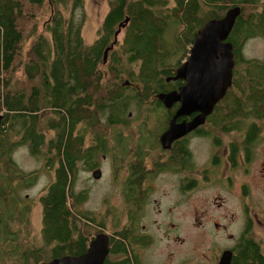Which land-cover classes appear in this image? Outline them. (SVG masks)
Wrapping results in <instances>:
<instances>
[{
  "label": "trees",
  "instance_id": "16d2710c",
  "mask_svg": "<svg viewBox=\"0 0 264 264\" xmlns=\"http://www.w3.org/2000/svg\"><path fill=\"white\" fill-rule=\"evenodd\" d=\"M83 5L84 0H0V219L16 213L23 221L31 210L8 200V185L18 175L11 171L13 155L7 147L13 142L9 145L3 133L7 123L31 154H42L44 148L45 164L53 167V178L38 197L39 244L28 231V241L13 248L19 231H0V240L11 246L8 256L14 264H40L86 250L92 233H86L87 226L95 219L92 211L75 208L85 201L86 192L72 195L68 185L84 170L79 163L106 147L100 118L107 125L120 123L131 102L138 106L156 98L165 77L188 56L198 29L232 6L240 7L227 37L234 54L233 75L210 119L231 130L243 125L245 115L264 113V56L248 60L242 51L248 39L264 38V0H107L97 37L90 43L82 36ZM125 18L121 38L117 35L113 42ZM239 61L250 64L246 75L238 72ZM257 130L253 124L252 134ZM16 172L20 187L37 178L33 170L16 167ZM128 215L137 227L127 228L131 233L108 234L104 264H142L128 252L129 243L143 242L132 237L134 232L139 237L140 218L136 209L129 208ZM93 225L95 234L102 230ZM230 264H264L261 240L251 229L242 234Z\"/></svg>",
  "mask_w": 264,
  "mask_h": 264
},
{
  "label": "flooded vegetation",
  "instance_id": "af4514ba",
  "mask_svg": "<svg viewBox=\"0 0 264 264\" xmlns=\"http://www.w3.org/2000/svg\"><path fill=\"white\" fill-rule=\"evenodd\" d=\"M186 58L187 56L179 64ZM179 64L172 70V73L165 77L166 84L163 83L162 86H159L158 91L155 93L156 98H151L149 101H140L141 104L137 106V110L139 112L141 108V115H136L137 120L135 116V119L129 120L134 129L136 128L135 123H137V129L134 130L135 135L133 138L127 139L115 133V135H112L113 144L110 145L112 149H106L109 142L107 137L108 140L106 141L104 150L108 154L103 152L104 150L100 151L102 157L100 161L97 160L99 152L91 155L84 161V167L88 173L92 174L91 179H89L90 183H95L101 180L103 166L107 164L110 167L113 164L115 193L118 192L119 196L121 195L120 197L126 202L128 210L129 208H131V211L136 209L140 220L146 221V223L140 221L139 227L141 229L139 237L136 232H134V235L131 234L136 241H143L140 242L141 245L137 244L134 246L133 243H129L128 245V252L131 256L134 254L138 256L139 259L137 260L139 263L143 259L141 250L151 245L157 238L155 230H158V228L149 218V206L152 200L161 206L158 210L159 213L164 211L162 202H172L167 207L172 212L173 208L176 210L177 207L183 206L185 199L193 194H195L196 198L204 195L206 199H210L212 203H215L219 207L228 198L224 194H221V192H216L215 186L223 189L226 195L235 191L237 195L241 196V201L243 202L242 216L238 215L236 218V221L240 223L239 234L232 245L224 246L219 251L215 258L216 262L213 263L217 264L219 256L224 249H230L233 254L236 252L243 233L250 229L255 233L254 221L256 222V218L254 216L253 219L249 215L247 205V200L252 195L251 188L253 186L247 175L250 172V164L255 158L257 149L264 140V113L245 115L243 117L245 120L242 122L243 125L241 124L240 128L233 127L231 130H226L220 125H215L210 119L216 112L215 104L220 98L207 113H203L204 115L200 117V122L193 127L191 126L192 128L187 131H183L184 124L199 118L198 116L202 111L185 107L183 101L178 99L174 101H165L163 99L164 96L174 90L179 92L180 87L185 83L183 78L176 77V68ZM171 81V86H167L169 85L168 82ZM253 124L259 128L254 134L251 132ZM147 126V131L142 130ZM169 128L170 130H168ZM149 132L150 135L148 136ZM219 134L224 135L226 138L220 141ZM200 142L204 143L205 150L199 145ZM261 148L264 149L263 146ZM40 150L43 151L42 154L38 155L42 159V166L48 168L49 166L45 164L48 158L46 152L44 148ZM1 158H4L3 154H1ZM109 158H112L110 162L108 161ZM9 160L12 163L16 161L14 156L13 158H9ZM97 168L100 169V176L94 177L93 171ZM262 168L264 169V164ZM261 177L264 179V172ZM17 182L18 180L14 179L13 183L8 185V195L15 196L18 200L16 188L17 186L19 188L20 185H16ZM71 187L73 186L69 184L68 190ZM78 192H86V190H79ZM208 192L210 193L206 195ZM86 194L90 195L88 192ZM85 201L80 202L81 204H76V209L95 210L89 207L82 208V206H85ZM16 206L22 207L18 203H16ZM128 210L126 211L123 223L113 225L112 230L114 232L131 233L129 230L127 231V228L133 231L137 227L136 223H130L131 218L128 215ZM15 216L22 221L16 213L6 217V220L0 219V231L6 229L13 233L18 232L19 229L15 228L14 225ZM93 216L95 222L92 223L90 220L89 226L94 229L93 224L96 225L98 221L94 213ZM114 222L116 221L113 220ZM176 224V221L170 222L171 227H175ZM222 227H224L223 223L218 220L214 222V225L211 224L207 228L216 232L220 231ZM168 236L171 240L172 237ZM178 238L179 236H176L175 242ZM256 238L259 237L256 235ZM2 242L5 246L6 240L4 239ZM174 253H176V249L171 250L169 258ZM115 260L118 261L117 258Z\"/></svg>",
  "mask_w": 264,
  "mask_h": 264
},
{
  "label": "rangeland",
  "instance_id": "374dc122",
  "mask_svg": "<svg viewBox=\"0 0 264 264\" xmlns=\"http://www.w3.org/2000/svg\"><path fill=\"white\" fill-rule=\"evenodd\" d=\"M83 6L85 23L82 29V36L87 43H90L97 37V30L102 22L108 5L107 0H84ZM47 15L48 14H46V16ZM121 34V32L118 34V40L121 38ZM242 51H244V56L247 57L248 60L262 58L264 56V38L257 37L248 39L243 45ZM240 61L237 70L242 75H246L245 72L251 70L249 67L250 64L248 65L247 62L240 63ZM137 114L141 115V108L138 112L137 106H135L134 102H131L124 110L122 122L107 125L106 121L104 122V120L100 118V121L98 122L99 127L109 139L106 149H112L110 145L113 144L112 135H115V133L122 135L127 139L133 138L135 135L134 130L137 129V123H135L136 128L134 129L129 120L135 119ZM137 119L138 118H136V120ZM7 125H5L3 133L5 134L9 145L10 142H13L12 146L10 145L7 147V151H11L16 160L15 163H12L14 165L11 166V171H14L12 173L18 175V178L14 179H17L18 182L21 181L19 173L16 172V167L25 171L33 170L37 172V178L34 183H31L29 186L26 184L23 185V187L18 188V192L16 193L19 198L18 200L15 196H13V199L8 196V200H13L15 204L18 203L19 206L29 207L31 209L30 216L23 221H20L18 217L15 216L14 225L15 228L19 229L20 237L19 240L16 238V241H14L13 248L18 245L22 246V242L25 244L28 241L29 236L27 233H24L28 231L30 233L31 241L33 243L38 242L35 244L38 245L42 240L40 224L41 205L38 201V195L41 188H45L53 178V167L47 168L46 166H42L41 157L31 154L29 147L26 144L23 145L19 143L18 141L21 140L20 134L12 129H8ZM142 130L147 131L148 126ZM149 135L150 132L148 133V136ZM219 137L220 141H223L226 138L222 134H219ZM203 144V142H200L199 145L204 149ZM261 146L264 148V140L257 149L255 158L250 164V172L247 175V178L253 186L251 188L252 195L248 198L247 205L249 215L252 216L253 219L254 216L256 218V222L254 221L255 234L260 238L264 251V179L261 177L264 172V169L262 168V165L264 164V162L262 163V161H264V149H262ZM103 152L108 154L105 150ZM2 154H6L4 149H2ZM97 156V160L100 161L102 159L100 151ZM111 160L112 158L108 159L109 162ZM79 166L83 167L84 170L77 173L73 189H70L69 192L72 195L73 193L79 195L80 193L78 191L85 189L86 192L90 193V195L87 194L85 198V206H82V208L89 207L95 209L92 210V212L96 215L98 221V223H96V228L110 233L113 231V225L123 223L126 211L128 210L126 202L120 197L121 195L119 196V193H115L114 191L115 184L113 182L115 178L113 176V164H111L110 167L107 164L103 166L101 180L95 183H90L89 179H91L92 174L85 170L84 162L81 161ZM0 171H2L1 164ZM18 182L16 185H18ZM215 191L221 192V194H224L228 198L224 204L219 207H217L215 203H212L210 199H206L204 195H200V198H196L195 194H193L185 199L183 206L177 207L176 210L173 208L172 212L167 209L168 205H171L172 202H162L164 211L159 213L158 210L161 206L156 201L152 200L149 206V218L158 228V230H155L157 238L151 245L141 250L143 256L142 264L215 263V258L219 251L224 246L232 245L236 236H238L240 223L239 221H236V218L238 215L242 216L243 211L241 196L237 195L235 191L226 195L224 190L217 188V186H215ZM209 193L210 192L206 195ZM233 215L234 217H232ZM113 220L116 222L113 223ZM218 220L224 225L220 231L215 232L207 228L208 226H211V224L214 225V222ZM140 221L146 223L145 220ZM171 221L177 222L175 227L170 226ZM86 233H91L89 235L91 237L95 235L94 229L91 226H87ZM168 235L172 237L171 240ZM33 236H35V239ZM176 236H179L176 241L177 243L175 242ZM10 247L9 243H5L4 246L3 242L0 240V257L3 256V262L0 261V264H14L13 261L9 260L8 256V253L11 251ZM173 249H176V253L169 258L171 250Z\"/></svg>",
  "mask_w": 264,
  "mask_h": 264
},
{
  "label": "water",
  "instance_id": "95a60500",
  "mask_svg": "<svg viewBox=\"0 0 264 264\" xmlns=\"http://www.w3.org/2000/svg\"><path fill=\"white\" fill-rule=\"evenodd\" d=\"M239 6L229 7L221 17L211 18L198 29L189 47L187 58L176 68V77L185 80L180 91H172L164 96L165 101L181 100L185 107L201 110L199 118L184 124V130L192 128L213 104L225 93L231 84L233 74L232 43L227 39ZM125 22H120L114 32V41ZM109 47L104 50V59ZM204 113V114H203ZM2 114L0 113V121ZM192 126V127H191ZM171 128V127H170ZM170 128L168 130H170ZM94 177L100 176V169L93 171ZM109 250V235L104 231L97 232L89 241L86 250L80 254H64L40 264H104ZM232 251L224 249L217 264H230Z\"/></svg>",
  "mask_w": 264,
  "mask_h": 264
},
{
  "label": "bare ground",
  "instance_id": "6f19581e",
  "mask_svg": "<svg viewBox=\"0 0 264 264\" xmlns=\"http://www.w3.org/2000/svg\"><path fill=\"white\" fill-rule=\"evenodd\" d=\"M109 251V250H108Z\"/></svg>",
  "mask_w": 264,
  "mask_h": 264
}]
</instances>
